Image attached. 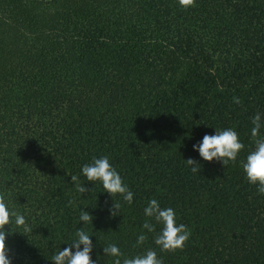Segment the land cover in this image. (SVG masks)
<instances>
[{
  "label": "trees",
  "instance_id": "obj_1",
  "mask_svg": "<svg viewBox=\"0 0 264 264\" xmlns=\"http://www.w3.org/2000/svg\"><path fill=\"white\" fill-rule=\"evenodd\" d=\"M257 114L264 0H0V194L32 229L6 237L11 264H52L84 208L98 264H112L107 243L163 264H264V196L241 167ZM226 128L237 160L192 173V145ZM104 155L134 194L113 198L115 217L98 183L80 176L81 196L70 179ZM150 199L191 229L182 249L153 244L159 225L136 245Z\"/></svg>",
  "mask_w": 264,
  "mask_h": 264
},
{
  "label": "clouds",
  "instance_id": "obj_2",
  "mask_svg": "<svg viewBox=\"0 0 264 264\" xmlns=\"http://www.w3.org/2000/svg\"><path fill=\"white\" fill-rule=\"evenodd\" d=\"M193 0H178L181 7H187ZM234 102L239 103L238 100ZM264 126L260 114L252 119L250 136L254 139V147L241 161L244 179L249 185L255 186L258 195L264 196V136H260V129ZM245 145L240 141L238 133L233 128L223 130L216 129L213 135L205 134L202 139L192 145V151L198 154L199 161L188 158L184 160L192 173L200 171V161H218L222 165L235 162ZM83 176L88 182H96L102 189V193H107L112 200L109 207L110 217L119 216L121 203H113L114 197H119L121 201L131 204L133 202V192L124 183L121 175L111 165L109 157L104 155L99 158L93 157L91 162L81 166L79 176H70L71 183L75 184L77 191L82 196L87 191L84 184L79 182V177ZM92 184V183H91ZM82 209L78 215V223L81 224L70 237L71 242L66 243L63 250L58 248L51 257L52 264H98L92 259L94 245L92 235L84 230V226L91 224L93 216ZM145 220L141 225V233L137 235L136 245H143L147 239V233H154L156 225L160 230L153 238V244L161 252H173L182 249L189 240L191 229L183 223H177L176 212L171 207H161L156 199L148 200L143 208ZM154 222V223H153ZM8 226V231L5 230ZM13 226L21 229L22 232H31V226L27 223L24 214L9 209L5 195L0 194V264H11L5 250L6 237L13 231ZM103 256L112 258V264H163L162 259L157 255L156 250H146L142 255L124 257L120 248L114 243H107L102 247Z\"/></svg>",
  "mask_w": 264,
  "mask_h": 264
}]
</instances>
